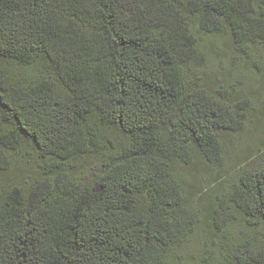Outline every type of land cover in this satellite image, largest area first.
<instances>
[{"label":"trees","instance_id":"trees-1","mask_svg":"<svg viewBox=\"0 0 264 264\" xmlns=\"http://www.w3.org/2000/svg\"><path fill=\"white\" fill-rule=\"evenodd\" d=\"M199 32L248 59L264 0H0V170L22 153L38 166L0 183V264H172L200 225L220 264H264V149L218 185L210 223L176 171L193 154L218 162L247 113L194 73ZM229 205L240 245L222 232Z\"/></svg>","mask_w":264,"mask_h":264},{"label":"rangeland","instance_id":"rangeland-1","mask_svg":"<svg viewBox=\"0 0 264 264\" xmlns=\"http://www.w3.org/2000/svg\"><path fill=\"white\" fill-rule=\"evenodd\" d=\"M196 40L203 60L193 65L194 73H205L207 79L217 80V86L235 95L234 101L239 105L242 103L243 109L247 110L243 128L225 135L218 162L210 163L193 154L188 162L176 163V171L190 202L200 208L205 221L210 223L220 199L227 196L226 191L218 188V185L229 180L244 163L253 161V166L260 165L254 156L258 148L264 149V47L258 45L250 51L248 59H243L222 34L199 32ZM8 70L16 77H33L32 73L17 67ZM103 134L112 145H118L123 139L112 129L104 130ZM28 154L16 156L8 171L0 170V183H17L21 178L25 182L33 174L38 166L31 158L32 154ZM226 211L223 235L229 242L240 245L248 238L247 223L231 205L227 206ZM210 229L211 226L206 229L202 225L197 226L195 232L169 254L172 264H220L219 251H222L223 245L217 239L218 235L209 239L207 231Z\"/></svg>","mask_w":264,"mask_h":264}]
</instances>
